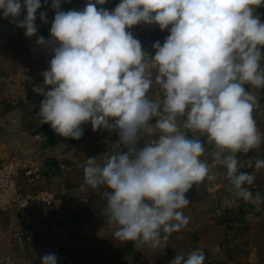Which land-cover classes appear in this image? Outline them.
Wrapping results in <instances>:
<instances>
[{
  "label": "clouds",
  "instance_id": "1",
  "mask_svg": "<svg viewBox=\"0 0 264 264\" xmlns=\"http://www.w3.org/2000/svg\"><path fill=\"white\" fill-rule=\"evenodd\" d=\"M62 2L51 0L50 40H36L53 54L43 85L33 87L44 97L37 115L65 138L81 139L88 123L117 135L118 150L111 145L81 165V189L100 191L114 238L159 249L187 226L186 193L209 173L205 144L226 169L228 190L260 211L264 195L251 190L256 177L240 170L237 154L264 143L248 87L264 88V22L254 14L264 0H120L111 11L97 8L106 0H87L67 12ZM41 7V0H0L3 18L29 38ZM39 18L48 23L46 12ZM138 24L169 30L154 55L128 30ZM154 86L162 100L150 95ZM254 167L264 169V159ZM57 260L47 252L40 264ZM204 261L197 248L170 264Z\"/></svg>",
  "mask_w": 264,
  "mask_h": 264
},
{
  "label": "rangeland",
  "instance_id": "2",
  "mask_svg": "<svg viewBox=\"0 0 264 264\" xmlns=\"http://www.w3.org/2000/svg\"><path fill=\"white\" fill-rule=\"evenodd\" d=\"M119 2L106 0L97 8L111 11ZM86 3L63 0L60 10H83ZM41 4L35 21L38 31L31 38L0 13V264H40L47 252L56 254L57 264H170L177 254L197 248L205 254L204 264H264V205L254 211L228 190L226 169L213 159L214 149L207 144L201 159L207 161L209 173L186 193L190 204L182 211L189 217L187 226L172 233L167 246L159 249L136 248L114 238L115 226L102 213L100 191L81 189V165L111 145V150H118L117 135L93 132L88 123L82 125L81 139L65 138L50 124H41L37 115L44 97L33 87L43 85L42 73L53 54L36 40H50L55 16L51 0ZM40 12H46L47 24ZM254 14L264 22V5ZM128 30L149 55L155 53L152 45L163 44L170 34L155 24ZM248 87L259 102L253 116L264 133V88ZM150 95L163 98L158 86ZM237 158L240 170L256 177L250 186L253 193L264 195V169L254 167L256 158L264 159V143Z\"/></svg>",
  "mask_w": 264,
  "mask_h": 264
}]
</instances>
